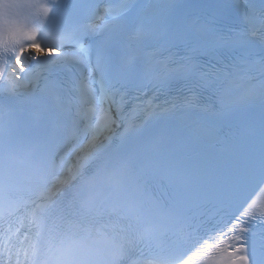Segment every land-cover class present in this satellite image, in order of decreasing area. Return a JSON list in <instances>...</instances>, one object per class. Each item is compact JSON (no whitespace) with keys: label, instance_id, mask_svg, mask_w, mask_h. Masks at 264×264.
<instances>
[{"label":"snow or ice","instance_id":"1","mask_svg":"<svg viewBox=\"0 0 264 264\" xmlns=\"http://www.w3.org/2000/svg\"><path fill=\"white\" fill-rule=\"evenodd\" d=\"M0 264H264V0H0Z\"/></svg>","mask_w":264,"mask_h":264}]
</instances>
